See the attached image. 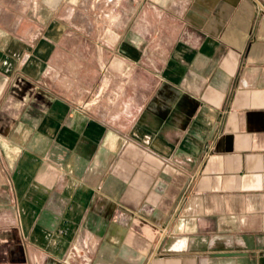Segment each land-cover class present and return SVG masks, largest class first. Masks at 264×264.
I'll return each mask as SVG.
<instances>
[{
  "label": "crops",
  "instance_id": "1",
  "mask_svg": "<svg viewBox=\"0 0 264 264\" xmlns=\"http://www.w3.org/2000/svg\"><path fill=\"white\" fill-rule=\"evenodd\" d=\"M0 264H264V0H0Z\"/></svg>",
  "mask_w": 264,
  "mask_h": 264
}]
</instances>
